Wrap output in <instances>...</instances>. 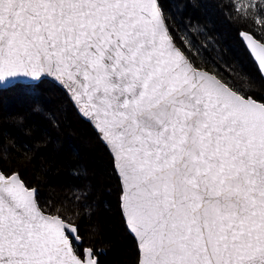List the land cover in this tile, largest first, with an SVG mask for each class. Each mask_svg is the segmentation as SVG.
<instances>
[{"label":"snow or ice","instance_id":"obj_1","mask_svg":"<svg viewBox=\"0 0 264 264\" xmlns=\"http://www.w3.org/2000/svg\"><path fill=\"white\" fill-rule=\"evenodd\" d=\"M241 37L264 76V42ZM20 78L53 79L95 121L138 264H264V102L198 68L158 0H0V81ZM65 211L0 167V264H99Z\"/></svg>","mask_w":264,"mask_h":264},{"label":"trees","instance_id":"obj_2","mask_svg":"<svg viewBox=\"0 0 264 264\" xmlns=\"http://www.w3.org/2000/svg\"><path fill=\"white\" fill-rule=\"evenodd\" d=\"M259 0H158L176 44L234 89L264 102V80L243 43L242 21ZM0 167L36 189L42 209L70 210L99 264H138L139 250L121 209L113 157L91 123L51 80L0 88Z\"/></svg>","mask_w":264,"mask_h":264},{"label":"water","instance_id":"obj_3","mask_svg":"<svg viewBox=\"0 0 264 264\" xmlns=\"http://www.w3.org/2000/svg\"><path fill=\"white\" fill-rule=\"evenodd\" d=\"M159 5V4H158ZM163 14V13H162ZM163 18H164V15H163ZM165 20V19H164ZM167 25V24H166ZM240 37H241V35H240ZM255 37V36H254ZM256 38V37H255ZM241 39H242V37H241ZM257 39V38H256ZM258 40V39H257ZM243 41H244V44L246 45V47H247V49H248V51L250 52V54H251V56H252V58L254 59V56H253V54L251 53V51H250V48L247 46V41L246 40H244L243 39ZM259 42H261L260 40H258ZM178 46V45H177ZM254 61H255V59H254ZM255 63H256V65H258V62L257 61H255ZM258 67V66H257ZM211 73V72H210ZM261 74V73H260ZM262 76V75H261ZM262 78H263V80H264V76H262ZM47 79H49V80H51L52 82H54V83H56L57 84V82H55L53 79H51V78H47ZM15 83H27V84H29V83H34L32 80H30V79H25V78H20V79H9V80H6V81H0V88H7V87H9V86H11V85H13V84H15ZM57 86L58 87H60L58 84H57ZM61 89H63L64 90V92L67 94V96H68V98L70 99V101L72 102V104H73V106L75 107V109H76V111L79 113V115L80 116H82L84 119H86V120H88L90 123H91V125L95 128V130H97V132H98V134H99V136H100V138L102 139V134L99 132V130H98V128L97 127H95V121H92V120H90L89 118H86V117H84L82 114H81V112H82V110L80 109V106L77 104V103H75V101H74V98H72L71 97V94L70 93H68L64 88H62V87H60ZM258 101V100H257ZM258 102H260V101H258ZM102 141L105 143V141L102 139ZM106 144V143H105ZM106 146H107V148L108 149H110V145H107L106 144ZM110 151V150H109ZM111 153V152H110ZM111 155H112V153H111ZM112 157H113V155H112ZM116 171H117V174H118V170L116 169ZM119 176V175H118ZM119 178H120V176H119ZM120 182H121V178H120ZM122 185V184H121ZM30 189H35V188H30ZM122 190H123V188H122ZM123 213V212H122ZM123 218H124V220H125V224H126V226H127V229H128V231L130 232V234L134 237V239H135V241H136V243H137V238L135 237V235H134V233H132L131 231H130V229H129V226L127 225V223H126V217H125V214L123 213ZM139 250V249H138ZM139 257H140V251H139ZM95 258V257H94ZM96 259V258H95Z\"/></svg>","mask_w":264,"mask_h":264},{"label":"rangeland","instance_id":"obj_4","mask_svg":"<svg viewBox=\"0 0 264 264\" xmlns=\"http://www.w3.org/2000/svg\"><path fill=\"white\" fill-rule=\"evenodd\" d=\"M242 41H243V39H242ZM243 43H244V41H243ZM246 46V45H245ZM247 48V47H246ZM247 97H251V96H247ZM97 131V130H96ZM121 187H122V185H121ZM123 191V190H122ZM123 193V192H122ZM121 203H122V201H121Z\"/></svg>","mask_w":264,"mask_h":264},{"label":"bare ground","instance_id":"obj_5","mask_svg":"<svg viewBox=\"0 0 264 264\" xmlns=\"http://www.w3.org/2000/svg\"><path fill=\"white\" fill-rule=\"evenodd\" d=\"M54 83V82H53ZM55 85H57L56 83H54Z\"/></svg>","mask_w":264,"mask_h":264}]
</instances>
